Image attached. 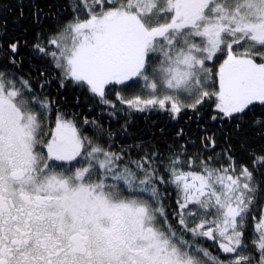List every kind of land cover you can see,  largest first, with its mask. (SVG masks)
Instances as JSON below:
<instances>
[{
	"label": "snow or ice",
	"instance_id": "obj_1",
	"mask_svg": "<svg viewBox=\"0 0 264 264\" xmlns=\"http://www.w3.org/2000/svg\"><path fill=\"white\" fill-rule=\"evenodd\" d=\"M67 5L47 31L32 6L30 47L55 76L0 70V264H264V0ZM21 47L0 54L19 67ZM54 83L128 114L210 109L221 130L248 127L259 144L225 133L217 151L205 131L190 152L179 128L163 150L114 149L112 131L65 110Z\"/></svg>",
	"mask_w": 264,
	"mask_h": 264
},
{
	"label": "trees",
	"instance_id": "obj_2",
	"mask_svg": "<svg viewBox=\"0 0 264 264\" xmlns=\"http://www.w3.org/2000/svg\"><path fill=\"white\" fill-rule=\"evenodd\" d=\"M38 4L48 13L47 19H42V23L46 26L45 30L51 29L52 25L63 23L67 19V0H0V18L3 21V31L5 33V44L12 41H20L27 47H21L23 63L19 67L13 66L4 59V70L14 71L18 75L31 77L35 82V73L37 68H43L45 71L51 72L53 76L57 73L50 68L47 61H41L38 56L34 55L31 50V44L38 26L34 23L32 17V6ZM23 7L24 15L21 17L20 9ZM70 17V13H69ZM3 56V54H2ZM51 91L58 93L56 98L67 111L77 113L78 120L87 119L95 120L105 129L112 131V146L119 149L121 146L134 144L151 143L163 150L165 145H169L175 139L177 129H184V137L181 143H187L190 152H195L201 148L200 137L207 132H216L220 140L217 151L221 150L224 145L225 133L231 135L232 143L239 146L241 139L246 138L249 144H259V141L252 136L253 129L245 127L243 132L237 133L231 125H226L221 130L217 122H213L209 118L210 109L204 110L197 116L196 113L187 112L182 114L180 120H172L167 113L151 111L146 113L128 114L126 106L120 105L118 101L117 109L113 110L104 105H98L92 102L86 94L81 93L75 88L68 87L60 92L55 83L52 85ZM135 90H130L125 95L130 97ZM79 97L80 102L77 104L75 98ZM66 100V102H65ZM115 114H111V113ZM260 115L259 110L256 113ZM127 132H124V128ZM163 129V131H161ZM82 131L86 135H93L95 129L91 124L82 125ZM192 141L194 143H190ZM242 158L238 155V160ZM171 199L169 203L175 207V193L169 189ZM205 245L210 246L213 252L216 247L212 241H204Z\"/></svg>",
	"mask_w": 264,
	"mask_h": 264
},
{
	"label": "flooded vegetation",
	"instance_id": "obj_3",
	"mask_svg": "<svg viewBox=\"0 0 264 264\" xmlns=\"http://www.w3.org/2000/svg\"><path fill=\"white\" fill-rule=\"evenodd\" d=\"M67 7H68V5H67ZM67 7H66L65 9H67ZM65 9H64V10H65ZM69 13H70V12L67 11V14H68L67 19L70 18V17H69ZM3 28H4L3 21H2V19L0 18V44H2V45L5 44V33H4V31H3ZM4 59H5V57L2 56V54H0V70H4V63H5V62H4ZM4 71H5V70H4Z\"/></svg>",
	"mask_w": 264,
	"mask_h": 264
},
{
	"label": "rangeland",
	"instance_id": "obj_4",
	"mask_svg": "<svg viewBox=\"0 0 264 264\" xmlns=\"http://www.w3.org/2000/svg\"><path fill=\"white\" fill-rule=\"evenodd\" d=\"M131 96H132V95H131ZM131 96H130V97H131Z\"/></svg>",
	"mask_w": 264,
	"mask_h": 264
}]
</instances>
